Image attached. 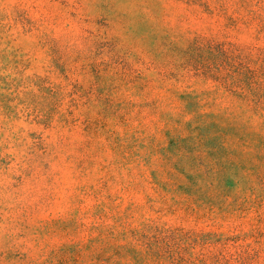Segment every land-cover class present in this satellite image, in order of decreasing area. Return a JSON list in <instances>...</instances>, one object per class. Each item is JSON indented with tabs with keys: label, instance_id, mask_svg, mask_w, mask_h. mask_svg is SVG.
Listing matches in <instances>:
<instances>
[{
	"label": "rangeland",
	"instance_id": "1",
	"mask_svg": "<svg viewBox=\"0 0 264 264\" xmlns=\"http://www.w3.org/2000/svg\"><path fill=\"white\" fill-rule=\"evenodd\" d=\"M0 264H264V0H0Z\"/></svg>",
	"mask_w": 264,
	"mask_h": 264
}]
</instances>
